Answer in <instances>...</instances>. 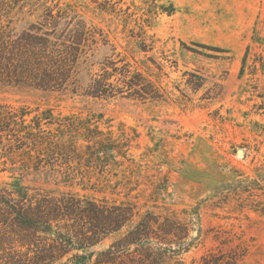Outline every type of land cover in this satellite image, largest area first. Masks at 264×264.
<instances>
[{"label": "rangeland", "instance_id": "rangeland-1", "mask_svg": "<svg viewBox=\"0 0 264 264\" xmlns=\"http://www.w3.org/2000/svg\"><path fill=\"white\" fill-rule=\"evenodd\" d=\"M161 5L176 11L163 13ZM117 6L123 13L90 0H23L0 14L20 33L41 28L48 8L61 17L60 34L80 23L92 37L68 92L0 86V104L90 122L127 152L126 161L107 170L76 162L56 173L0 172V187L18 183L78 203L73 218L58 221L45 237L63 253L39 257L42 264H264V77L239 79L246 48L252 46V57L263 52L252 37L256 29L264 39V0ZM140 28L154 41L145 52ZM126 64L154 86L157 98L87 95L106 75L122 87ZM91 203L132 206L134 216L107 233L104 222L92 220ZM12 258L27 264L34 257Z\"/></svg>", "mask_w": 264, "mask_h": 264}, {"label": "trees", "instance_id": "trees-1", "mask_svg": "<svg viewBox=\"0 0 264 264\" xmlns=\"http://www.w3.org/2000/svg\"><path fill=\"white\" fill-rule=\"evenodd\" d=\"M90 1L102 11L123 13L117 6L122 0ZM22 2L0 0V14H11ZM158 9L169 15L176 11L173 5H161ZM48 11L46 8L42 16L44 23L41 28L20 33L4 25L0 18V86L62 93L74 85L72 82L79 63L92 42L90 30L79 23L62 35L58 31L61 17H54ZM152 19L150 17L145 24L150 27ZM140 30L139 49L145 52V46L154 48V41L143 28ZM252 44H259L263 52L252 57V46L246 48L239 73L241 80L257 73L264 77V39L259 37L256 29ZM198 46L219 54H230L228 50ZM124 68L122 87L110 83L109 75H106L90 84L87 95L105 99L128 93L134 98H157V91L150 82L141 74L132 72L128 64ZM122 144L113 141L90 122L75 117L57 118L51 109L0 104V167H4L0 172L12 170L21 172L20 175L56 173L58 167L70 168L76 162L86 167L113 169L127 160ZM128 184L132 185L126 182ZM77 206L78 203L61 202L18 183L0 187V257H9L4 264H26V261L12 257H34L27 260V264H42L39 257H60L63 250L51 246L45 237L58 221L72 219ZM90 206L92 220L104 222L101 228L107 233L119 231L134 216L132 206H110L107 203L98 206L91 203ZM120 243H115L111 249Z\"/></svg>", "mask_w": 264, "mask_h": 264}]
</instances>
